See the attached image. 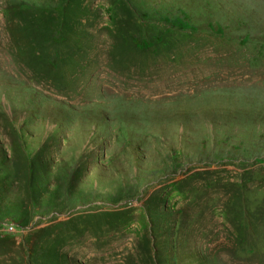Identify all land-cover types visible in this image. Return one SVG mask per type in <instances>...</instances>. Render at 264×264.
Masks as SVG:
<instances>
[{"label": "rangeland", "instance_id": "1", "mask_svg": "<svg viewBox=\"0 0 264 264\" xmlns=\"http://www.w3.org/2000/svg\"><path fill=\"white\" fill-rule=\"evenodd\" d=\"M130 1L0 0V264H264V0Z\"/></svg>", "mask_w": 264, "mask_h": 264}, {"label": "trees", "instance_id": "2", "mask_svg": "<svg viewBox=\"0 0 264 264\" xmlns=\"http://www.w3.org/2000/svg\"><path fill=\"white\" fill-rule=\"evenodd\" d=\"M63 1H66V3H64V5H63ZM68 1L69 0H60V2L62 4L59 7L60 8L59 11L62 13L61 17L63 19L65 18V16L67 15V12L69 11V9H68ZM114 1H117V0H114ZM119 1L126 3L130 7L132 12H133V10L135 11V12H133V16H134V13H137V15L139 13H141V12L137 11V8H136L135 5L132 4V1H130V0H119ZM20 10H21L22 16L25 15L28 18V20H29L28 26H30V28H32V29L38 30L37 20L36 19L32 20L33 17L31 16V14H34V13H32L31 11H28V9L25 10L22 7H20ZM141 15H144V14L141 13ZM26 264H29V263H26Z\"/></svg>", "mask_w": 264, "mask_h": 264}]
</instances>
